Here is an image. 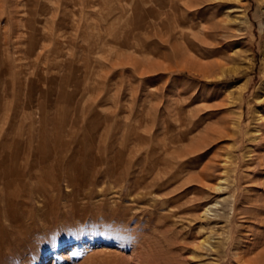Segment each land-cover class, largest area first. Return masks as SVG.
<instances>
[{
  "label": "rangeland",
  "instance_id": "rangeland-1",
  "mask_svg": "<svg viewBox=\"0 0 264 264\" xmlns=\"http://www.w3.org/2000/svg\"><path fill=\"white\" fill-rule=\"evenodd\" d=\"M165 1L0 0V264H264V0Z\"/></svg>",
  "mask_w": 264,
  "mask_h": 264
},
{
  "label": "bare ground",
  "instance_id": "bare-ground-1",
  "mask_svg": "<svg viewBox=\"0 0 264 264\" xmlns=\"http://www.w3.org/2000/svg\"><path fill=\"white\" fill-rule=\"evenodd\" d=\"M162 1V4L165 6L166 5V1L164 0H161ZM170 1V0H169ZM168 1V2H169ZM30 0H27V5H30L29 4ZM172 7L171 9L172 10H177L176 7H177V4L175 2V0H172ZM171 5V4H170ZM34 7V6H33ZM5 8V7H4ZM167 8V7H166ZM186 10V9H185ZM28 12H30V10H27ZM188 11V10H187ZM47 12V11H46ZM45 12V13H46ZM179 12V11H178ZM177 12V13H178ZM186 12V11H185ZM190 13V12H189ZM38 14V13H37ZM36 14V15H37ZM169 13H165L164 16V22H167V19H168V15ZM173 14V13H172ZM171 14V15H172ZM39 18V17H38ZM38 18H35L38 20ZM177 18V17H176ZM32 19V18H31ZM37 22V21H36ZM35 22V23H36ZM182 22V21H181ZM32 23V22H31ZM30 25V24H29ZM191 25V24H190ZM36 29V28H35ZM34 32V31H33ZM15 34V33H14ZM160 34V33H159ZM6 38V37H5ZM35 38V37H34ZM7 39V38H6ZM8 43V42H7ZM37 49V48H36ZM42 50V49H41ZM7 58H6V61H3L1 58H0V73H1V70H2V67H4L5 65H8L9 67L12 65V56L11 54L9 53V50H8V53L6 54ZM7 70V69H5ZM3 72V71H2ZM7 72V71H6ZM7 74V73H6ZM7 76V75H6ZM2 80V79H1ZM5 91V90H4ZM14 93V92H13ZM44 112V111H43ZM10 116V115H9ZM44 116V115H43ZM9 119V118H8ZM9 121V120H8ZM1 124V123H0ZM9 124L6 123H2V125L0 126V166L5 162H6V158H9L10 155L8 156V154L5 153V149H7V145H9L10 141H11V136L10 134L8 133L12 131V127H8ZM10 126V125H9ZM11 128V129H10ZM13 134V133H12ZM11 145V144H10ZM11 147V146H10ZM12 155V154H11ZM12 159V158H11ZM8 164V163H7ZM29 164V163H28ZM29 168V167H28ZM16 187V186H15ZM48 229V228H47ZM41 241V240H40ZM201 246L204 247V246H209L208 242L205 241L203 243H201ZM10 256V255H9Z\"/></svg>",
  "mask_w": 264,
  "mask_h": 264
}]
</instances>
